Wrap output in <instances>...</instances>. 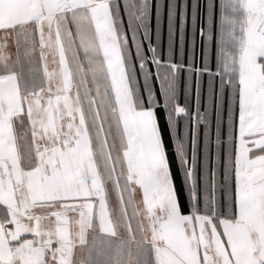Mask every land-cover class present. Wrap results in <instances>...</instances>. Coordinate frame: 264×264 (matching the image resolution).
I'll list each match as a JSON object with an SVG mask.
<instances>
[{"label": "snow or ice", "instance_id": "obj_1", "mask_svg": "<svg viewBox=\"0 0 264 264\" xmlns=\"http://www.w3.org/2000/svg\"><path fill=\"white\" fill-rule=\"evenodd\" d=\"M0 264H264V0H0Z\"/></svg>", "mask_w": 264, "mask_h": 264}]
</instances>
